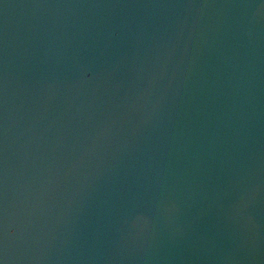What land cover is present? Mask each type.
Wrapping results in <instances>:
<instances>
[{"label": "water", "instance_id": "1", "mask_svg": "<svg viewBox=\"0 0 264 264\" xmlns=\"http://www.w3.org/2000/svg\"><path fill=\"white\" fill-rule=\"evenodd\" d=\"M4 264H264V0H0Z\"/></svg>", "mask_w": 264, "mask_h": 264}, {"label": "snow or ice", "instance_id": "2", "mask_svg": "<svg viewBox=\"0 0 264 264\" xmlns=\"http://www.w3.org/2000/svg\"><path fill=\"white\" fill-rule=\"evenodd\" d=\"M0 264H4L3 260H0Z\"/></svg>", "mask_w": 264, "mask_h": 264}]
</instances>
